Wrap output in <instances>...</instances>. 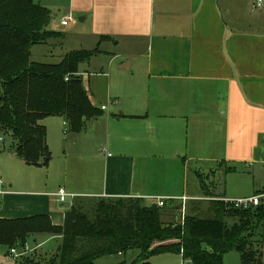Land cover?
<instances>
[{"label":"crops","instance_id":"crops-1","mask_svg":"<svg viewBox=\"0 0 264 264\" xmlns=\"http://www.w3.org/2000/svg\"><path fill=\"white\" fill-rule=\"evenodd\" d=\"M256 1L69 0L62 5L61 20L77 16L86 24L74 32L85 42L68 52L99 46L98 54L106 56L107 72L83 77L80 71L102 114L77 134L67 131L62 117L41 121L51 156L47 188L15 189L9 180L4 187L0 172V218L47 214L62 225L71 194L140 198L146 205L173 200L166 204L181 207L179 215L209 214L204 202L227 197L215 185L218 167L252 166L264 144V0L253 8ZM61 20L59 29L66 31L69 24L62 26ZM104 82L106 90L100 86ZM203 163L214 164L194 174L205 177L214 198L203 193L199 179V188L189 187L190 166ZM59 190L69 195L67 206L59 201Z\"/></svg>","mask_w":264,"mask_h":264},{"label":"trees","instance_id":"trees-1","mask_svg":"<svg viewBox=\"0 0 264 264\" xmlns=\"http://www.w3.org/2000/svg\"><path fill=\"white\" fill-rule=\"evenodd\" d=\"M50 19V10L39 1L0 0V132L10 134L13 153L30 166L45 167L51 158L44 118L62 117L67 131L77 134L87 120L102 114L91 103L79 70L99 46L70 51L57 63L31 60L33 45L62 37V31L48 29ZM235 170L225 166L223 173ZM198 179L203 193L213 197L205 177ZM263 192L264 187L253 195ZM166 202L173 200L158 206L132 197L75 196L62 225H54L47 214L0 218V245L20 249L28 236H59L45 264H96L101 257L130 251H139L135 260L116 264H152V255L168 252L191 264H223L229 251L239 253L241 264H264L263 199L247 209L209 200V214L185 213L182 221L181 207Z\"/></svg>","mask_w":264,"mask_h":264},{"label":"rangeland","instance_id":"rangeland-1","mask_svg":"<svg viewBox=\"0 0 264 264\" xmlns=\"http://www.w3.org/2000/svg\"><path fill=\"white\" fill-rule=\"evenodd\" d=\"M39 1L42 5L47 7L51 12V19L48 25V29L53 32L62 31V37L51 38L46 42L37 43L31 48V60L42 63H57L59 62L68 50L79 48L81 42L74 35L75 30L79 27L78 25H86L80 22L77 16L73 17V21H69L67 30L59 29L61 16L63 14V6L68 4L69 0H35ZM77 27V28H76ZM77 46V47H76ZM90 45L88 48H92ZM91 50V49H89ZM101 50V49H100ZM104 54H97L93 56L88 62L82 63L79 70L83 77H86V73L90 75H100L101 71L107 72L106 62ZM88 63V64H87ZM129 75L130 72H126ZM105 81V80H104ZM113 89H115V83L112 81ZM101 88L106 90V84L101 83ZM44 121H61L58 116L46 117ZM66 125V123H65ZM65 128V126H64ZM0 172L3 173L4 187L8 186L9 182L14 183L15 189H29L31 187L37 190H46L44 183L46 182L47 170L44 166H30L24 164L22 160H15L11 146V136L8 133L0 132ZM12 157V158H11ZM21 161V162H20ZM253 164L245 165L235 164V172L222 174L225 164H221L218 168L220 175L215 178V185L221 192V189L225 190L226 198L238 199L242 197L252 196L256 190L264 187V144L259 147L256 158L251 160ZM212 163H203L202 167L190 166L188 172L189 187L192 190L199 188L198 179L194 174L196 168L206 169L213 166ZM7 174V175H6ZM8 178V179H7ZM28 178H31L37 182L30 186L27 182ZM3 182V181H2ZM53 181H50V184ZM35 186V187H34ZM212 192V190L210 191ZM264 201V199H263ZM73 202V201H72ZM71 202V204H72ZM149 203V202H147ZM203 203V202H202ZM209 201L203 204H208ZM68 199L63 203L67 206ZM70 204V206H71ZM164 205V202H163ZM162 205V206H163ZM207 206V205H206ZM187 209V208H186ZM207 209V208H206ZM203 216V215H201ZM182 221L183 214L181 213L178 217ZM169 220V218L165 219ZM260 233L264 236V225L260 229ZM45 236V237H44ZM43 235L38 239H34L32 236L26 238L24 248L16 249L19 256L13 259L10 254V250L5 246H0V257L2 262L0 264H45L51 254H53L59 243L60 238L58 236ZM258 238V237H257ZM139 251H130L125 255H112L101 257L96 261V264H116L121 261L130 263L137 258ZM152 264H181V257L177 253H160L154 254L149 258ZM262 261L264 263V242L262 243ZM223 264H241L239 253L237 251H229L223 256Z\"/></svg>","mask_w":264,"mask_h":264},{"label":"built area","instance_id":"built-area-1","mask_svg":"<svg viewBox=\"0 0 264 264\" xmlns=\"http://www.w3.org/2000/svg\"><path fill=\"white\" fill-rule=\"evenodd\" d=\"M262 5H263V0H257L254 3L253 8H260V7H262ZM70 20L72 21V18L70 16L64 17L61 20V25L66 26ZM104 108L105 107L103 106L102 109H104ZM1 185H2V179L0 177V186ZM1 193H2V191L0 190V194ZM56 195L58 196L59 201H65L66 197L69 196L63 190H59L56 193ZM69 197H71V199H73L75 196L73 194H71ZM261 199H264V192L260 193V194L248 196V197L238 198V199H228L226 197L219 198V200H222L224 203L228 204L230 207H233L235 209H247V208L252 207V206H257L260 203ZM163 202H164L163 199H156L155 200V203L158 206H162ZM10 253L15 258L19 256V254L16 252V249H14V248L10 250ZM185 261H184V263H185Z\"/></svg>","mask_w":264,"mask_h":264},{"label":"water","instance_id":"water-1","mask_svg":"<svg viewBox=\"0 0 264 264\" xmlns=\"http://www.w3.org/2000/svg\"><path fill=\"white\" fill-rule=\"evenodd\" d=\"M184 264H191V262L190 261H186Z\"/></svg>","mask_w":264,"mask_h":264}]
</instances>
